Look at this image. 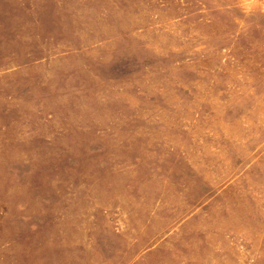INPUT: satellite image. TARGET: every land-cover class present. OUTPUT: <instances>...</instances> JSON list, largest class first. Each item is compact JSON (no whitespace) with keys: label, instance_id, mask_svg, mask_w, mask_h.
Here are the masks:
<instances>
[{"label":"rangeland","instance_id":"374dc122","mask_svg":"<svg viewBox=\"0 0 264 264\" xmlns=\"http://www.w3.org/2000/svg\"><path fill=\"white\" fill-rule=\"evenodd\" d=\"M0 264H264V0H0Z\"/></svg>","mask_w":264,"mask_h":264}]
</instances>
